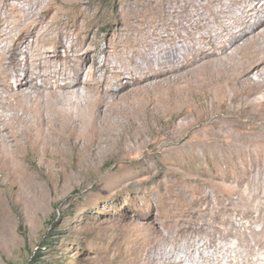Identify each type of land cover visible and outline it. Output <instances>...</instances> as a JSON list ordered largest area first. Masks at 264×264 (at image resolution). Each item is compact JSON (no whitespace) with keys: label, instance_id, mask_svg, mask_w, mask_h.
<instances>
[{"label":"rangeland","instance_id":"374dc122","mask_svg":"<svg viewBox=\"0 0 264 264\" xmlns=\"http://www.w3.org/2000/svg\"><path fill=\"white\" fill-rule=\"evenodd\" d=\"M35 1L0 0V30L11 34L0 40V49L12 45L21 28L36 32L27 54L42 56L44 70L57 67L51 76L60 79L83 65L81 97H99L106 80L117 93L133 75L146 72L139 66L146 67L147 56H162L169 45L166 34L159 37L167 0ZM42 79L37 83L43 85ZM157 89L141 99L136 113L118 115L113 132L103 129L92 142L84 133L90 143L83 152L70 146L52 158L28 154L26 166L33 175L22 196L17 183L3 187L0 264H100L107 252L120 248L117 253L125 255L133 248L135 224L154 223L165 234H177L183 227H199L197 218L216 221L229 234L223 237L220 230L212 236L217 249L204 247L210 243L207 234L183 238L181 245L191 241L190 252L184 247L173 252L184 264H264V98H254L255 108L240 109L231 124L236 136L253 142L236 148L215 144L231 139L214 123L222 109L193 126L204 99L169 100L164 84ZM233 189L240 195L229 199Z\"/></svg>","mask_w":264,"mask_h":264},{"label":"bare ground","instance_id":"6f19581e","mask_svg":"<svg viewBox=\"0 0 264 264\" xmlns=\"http://www.w3.org/2000/svg\"><path fill=\"white\" fill-rule=\"evenodd\" d=\"M39 4L35 3V8ZM163 13L165 29L159 37L164 39L166 34L169 43L161 49L163 55L152 53L147 56L146 67L139 66V70L146 68V72L141 76L133 75L131 82L117 93L112 90L114 83L106 80L96 99L88 97L91 95H78L83 65L74 67L60 79L51 76L52 72L59 71L57 67L44 70L42 56L29 53L30 57L27 54L26 49L31 45L29 38H33L36 32L29 33L26 27L19 28L20 35L13 39L14 43L0 49V212L6 209L3 198L7 193L3 188L6 184L17 183L20 196L29 186L33 174L26 166L28 154L52 158L62 156L70 146L78 153L83 152L90 141L101 137L103 129L113 132L119 125L115 119L118 115L125 111L136 113L141 99H147L152 89L163 84L169 100L204 99L199 104L202 111L194 115L193 126L200 125L203 118L217 115L220 109L224 111L223 115L214 118V123L219 134H229L231 139L214 142L216 145L243 148L253 143L236 136L231 124L237 121L240 109L255 108L259 101L254 98H264V0H178L174 3L167 0L163 4ZM2 27L0 24V29ZM10 37L9 32L0 30V40ZM117 73L121 78L122 72ZM39 77L45 79L43 85L37 83ZM129 84L131 90L120 95ZM81 108L85 110H78ZM84 133L90 141L83 138ZM236 194L240 195L233 189L228 193L229 199ZM196 221L199 227H183L177 234L171 230L165 234L164 228L154 223L135 224L133 230L137 237L133 248L125 255L117 253L120 248L107 252L99 263L184 264L183 259L176 258L173 252L180 247H184L186 254L190 252L191 241L181 245L183 238L207 234L211 236L210 243L206 242L204 247L217 249L218 240H213L212 236L220 230L223 237L229 234L226 229L223 232L224 227L216 221L200 218ZM209 264H222V261L210 260Z\"/></svg>","mask_w":264,"mask_h":264},{"label":"trees","instance_id":"16d2710c","mask_svg":"<svg viewBox=\"0 0 264 264\" xmlns=\"http://www.w3.org/2000/svg\"><path fill=\"white\" fill-rule=\"evenodd\" d=\"M37 262V260H32L31 262H30V264H35Z\"/></svg>","mask_w":264,"mask_h":264}]
</instances>
